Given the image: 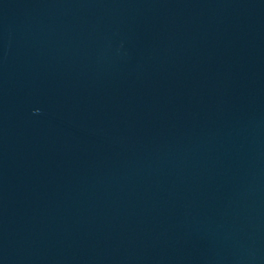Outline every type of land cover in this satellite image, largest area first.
I'll list each match as a JSON object with an SVG mask.
<instances>
[{
	"label": "water",
	"instance_id": "water-1",
	"mask_svg": "<svg viewBox=\"0 0 264 264\" xmlns=\"http://www.w3.org/2000/svg\"><path fill=\"white\" fill-rule=\"evenodd\" d=\"M0 264H264V0H0Z\"/></svg>",
	"mask_w": 264,
	"mask_h": 264
}]
</instances>
